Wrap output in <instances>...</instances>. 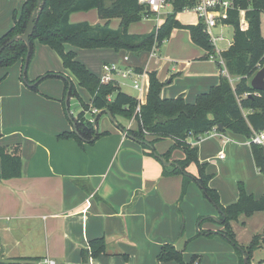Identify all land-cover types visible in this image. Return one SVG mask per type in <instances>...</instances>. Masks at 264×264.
Instances as JSON below:
<instances>
[{
	"label": "crops",
	"instance_id": "obj_1",
	"mask_svg": "<svg viewBox=\"0 0 264 264\" xmlns=\"http://www.w3.org/2000/svg\"><path fill=\"white\" fill-rule=\"evenodd\" d=\"M7 1L0 0V38L14 24ZM181 62L184 69L172 78L164 79L160 69H150L164 83L163 99L188 98L187 89L168 91L175 79H183L193 67L189 58ZM205 64L197 68V97L223 77L212 63ZM17 66L23 70L24 64ZM12 88L16 89L8 92L7 99L0 94V143L5 141L2 147L19 152L23 167L20 177L0 182V262L158 264L162 248L173 244L171 237L180 224L175 204L169 205L176 198H170L168 183L162 188L161 180L164 175H180H168L156 157L127 135L123 129H132L135 121L109 118L113 125L105 124L103 131L113 129L112 133L92 141L60 137L74 131L64 96H47L19 81ZM119 119L123 126H118ZM259 235L264 238V232ZM99 239L106 243L105 252L97 257L89 253L85 262L90 243ZM263 252L264 243L253 260L260 263Z\"/></svg>",
	"mask_w": 264,
	"mask_h": 264
},
{
	"label": "trees",
	"instance_id": "obj_2",
	"mask_svg": "<svg viewBox=\"0 0 264 264\" xmlns=\"http://www.w3.org/2000/svg\"><path fill=\"white\" fill-rule=\"evenodd\" d=\"M43 2L36 20L35 32L30 38L29 63L33 56V41L39 40L42 44L57 51L65 69L81 87L89 91L92 97L91 105L84 104L83 111L78 117L71 118L72 124L75 125L74 131L64 133L60 137L92 141L107 135L108 132L96 133L94 123L86 119V113L93 110H109L114 119L124 118L135 121L138 129L126 130L123 127V130L146 149L151 148L153 156H156L155 150L150 145L154 143H145L146 135L155 137L156 141L173 137L174 144L171 150L162 157L170 162L174 149L183 150L185 156L183 160H175V169L167 174L184 175V188L191 180H196L205 195L221 213L220 224L223 230L220 233L209 232L206 235L221 234L235 242L231 222L242 214L252 216L264 212V197L256 200L253 194L248 193L244 187H240L238 201L222 207L219 194L208 186L210 176L205 174L203 165L198 162L199 148L193 146L188 139L191 137L200 139L212 131H219V125L224 128L223 133L229 130L248 138L264 131V91H256L251 86V80L257 71L258 64L264 63V37L261 30L264 0H240L241 7L247 10L246 17L249 23L247 30L239 28V12L232 13L227 21L236 27L235 40L232 46L221 55L226 62L230 76L239 78L236 88H233L226 77H222L219 84L213 86L209 92L200 94L193 104L188 103L184 96L163 99L161 94L164 83L159 79L156 71L147 72L149 89L146 101L142 103L139 113L136 112L139 105L137 98L124 93L121 88L112 84L102 85L100 78L77 60V54L74 51L65 50V44L71 43L81 49L109 48L117 52L121 50L135 53L153 52L170 39L175 31L186 29L194 44L201 47L206 52V56H212L215 54V49L204 32V25L201 23L187 24L178 17L185 6L195 4L196 0H176L174 14L169 16L154 32L147 35H136L129 31V25L132 22L150 16L145 7L139 4V0H43ZM37 3L38 0H25L21 13L14 14L12 28L0 38V47L14 36L24 33ZM92 10L98 11L108 20L119 17L121 27L111 29L108 25H91L87 22L71 23V14ZM27 54L26 44L16 42L0 54V66L10 67L18 63L25 65ZM137 70L144 72L143 69ZM66 80L65 97L69 91L70 97L77 95L74 82L68 78ZM246 94L248 95L245 96ZM245 111H248L247 115ZM118 126L121 125L118 124ZM252 152L257 167L261 173H264V147L253 144ZM0 158L2 160L0 182L22 175L23 160L18 151L11 152L5 147H0ZM194 162H198L200 171L199 176L196 177L187 171V168ZM262 243H264L263 236L256 235L250 246L239 249L243 260L245 256L248 258L247 264L254 258L256 250ZM105 249L104 239L92 241L90 251L84 254L85 262H87L89 253L92 257H97L105 252ZM171 260L183 263L184 257L174 245L167 244L162 248L158 264ZM39 263L40 261L28 259L0 262V264Z\"/></svg>",
	"mask_w": 264,
	"mask_h": 264
},
{
	"label": "rangeland",
	"instance_id": "obj_3",
	"mask_svg": "<svg viewBox=\"0 0 264 264\" xmlns=\"http://www.w3.org/2000/svg\"><path fill=\"white\" fill-rule=\"evenodd\" d=\"M8 1L9 13L11 11L10 16L12 15L13 20L16 12L21 13L25 0ZM170 11L171 8L168 9V12ZM178 17L182 22L187 24H196L199 21L195 14L180 13ZM164 18H162V22ZM261 20V30L264 37V14ZM70 21L73 24L87 22L91 25H108L111 29H119L121 27V19L119 17L108 20L96 10L73 13L71 14ZM158 25L157 16L150 15L140 21L132 22L129 25V31L136 35H147L154 32ZM215 32L217 35H223L231 43L235 40L236 32L233 27L223 30L219 28ZM227 40L218 43L219 50H228L230 44H228ZM65 50L67 52L74 51L77 54V60L98 78L103 75L102 69L104 65L115 66L121 69L127 67L139 68L149 72L150 69H160L164 79L168 77L172 78L175 77L178 71L184 69L185 63H182L181 60L189 58L194 68L190 67L186 72L187 76L183 79H175L169 86L168 91L170 89L171 92L182 88L187 89V101L191 104L197 99L198 81L195 79L199 75L197 74V68L200 66L205 67V63H212L213 67L218 70V73L225 77V68L209 58L210 55L206 56L204 50L191 40L189 31L186 29L175 31L173 36L166 40L154 54L148 51L135 53L121 50L117 52L109 48L81 49L71 43L65 44ZM23 70L17 64L10 67L0 66V94H4L6 99L7 95L10 94L8 92L16 89L12 87L18 81L26 85L23 82ZM193 71L194 74H192ZM26 77L30 85L37 83L34 88L36 92L48 94L47 96H64L63 100L66 109V79L68 78L74 82L77 95L69 98L68 111H66L71 124V117L77 118L83 110V105H90L92 101L89 91L81 87L65 69L57 51L42 44L39 40L33 41V56L29 63ZM233 79L234 84L232 86L236 88L239 78ZM121 86L124 93L135 98H140V92L132 87V82L129 80L121 81ZM26 87L33 89L28 85ZM210 88L211 86L205 87L204 90L209 91ZM146 96L147 93L144 95L143 101L146 100ZM244 113L247 115L248 111ZM87 114L86 116L91 122L97 116V114ZM4 117L6 128H8L9 124L7 122L9 121L6 119V116ZM119 121L120 125L123 126L124 122L120 119ZM98 124L99 128L101 127L100 130H102L99 131L98 128L99 134L112 133L113 129H105L103 131L105 124L113 125L106 114L100 116ZM132 129H138V124L135 123ZM225 133L227 136L219 131H212L200 139L191 138L192 144L199 148L198 162L203 165L205 174L210 176L208 186L219 194L220 205L222 207L238 201L240 187H244L248 193H253L257 200V198H260L264 194V175L260 173L256 165L251 150V143L249 142V145L246 144L248 141V137L246 136L234 134L229 130ZM145 139V143L147 144H149L148 142L154 143L150 146L153 147L155 155L158 156L171 150L174 144L173 137L156 141L155 137L146 135ZM5 144V141L1 142L0 147L5 146ZM147 150L150 153L153 152L151 148ZM184 156L183 150L174 149L171 159L183 160ZM221 156L223 157L221 158ZM156 159L164 166L167 172H171L174 169L172 166H165L159 158L156 157ZM198 162L192 163L187 168L189 174L195 177L200 174ZM164 177L161 180V186L163 188V186L167 185L165 183H168L166 190L170 194V198H176L174 202L170 201L169 205L175 204L174 211L177 216V222L178 220L180 221V224L177 226V235L173 238L171 237L173 243L171 245H174L177 250L182 252L184 261L183 263H179L171 260L161 262V264H245V259L243 260L239 249L250 246L254 237L264 232V212L256 213L252 216L242 214L238 219L231 222V231L233 232L235 242L230 241L221 234L208 236L206 235L209 233L208 231L220 233L223 230V226L219 222L221 221L219 209L205 195L196 180H191L187 187L184 188L182 184L184 175L174 177L164 175ZM261 256L263 259L260 263L252 259L249 264H264V252Z\"/></svg>",
	"mask_w": 264,
	"mask_h": 264
},
{
	"label": "built area",
	"instance_id": "obj_4",
	"mask_svg": "<svg viewBox=\"0 0 264 264\" xmlns=\"http://www.w3.org/2000/svg\"><path fill=\"white\" fill-rule=\"evenodd\" d=\"M175 1L176 0H139V4L145 7L146 11L150 15L157 16L159 25L161 24L175 11ZM171 8V11L168 12V9ZM234 12H239V28L241 30H247L249 28V23L246 17L247 10L241 7L240 0H196V3L193 5H187L182 10L184 14H195L198 17V23L204 25V32L208 35L211 45L215 49V54L210 56L212 60L219 63L225 68L224 76L230 81L231 85L234 84L233 77L230 76L227 68L226 62L222 57L224 51L219 50L218 43L220 41L227 40L223 35H217L215 32L216 29H225L233 27L236 31V27L227 21L230 19L231 14ZM163 19L162 22V18ZM162 22V23H161ZM230 44L229 48L232 46ZM228 48V49H229ZM154 50L152 53L156 52ZM264 67V63L258 64L257 71L254 76ZM103 75L100 77V82L102 85L112 84L116 87L122 88L121 81H130L132 82V87L140 92V98H137L139 105L137 107V113L141 110V105L144 102L143 97L148 92V75L146 72H139L137 69L127 67L124 69L104 65L103 66ZM253 76V77H254ZM248 94H246L247 96ZM99 111L93 110L92 114L95 115ZM251 145L264 146V131L260 133H255L249 138ZM223 156H221L222 158ZM39 264H57L56 261L51 259H45Z\"/></svg>",
	"mask_w": 264,
	"mask_h": 264
},
{
	"label": "water",
	"instance_id": "obj_5",
	"mask_svg": "<svg viewBox=\"0 0 264 264\" xmlns=\"http://www.w3.org/2000/svg\"><path fill=\"white\" fill-rule=\"evenodd\" d=\"M43 0H38L37 3V7L34 10L33 15L31 16L29 23L26 27V30L24 31V33H22L21 35H16L14 36L12 39H10L7 43H5L3 46L0 47V54L9 46H11L12 44L16 43V42H24L28 48V54L26 57V62L24 65V70H23V81L26 85L30 86V87H35L37 85V83H34L32 85L29 84L28 79H27V71H28V66H29V58H30V54H31V41L30 38L31 36L34 34L35 29H36V20L38 18L39 15V11L43 5ZM251 86L253 89H255L256 91H264V67L255 75V77L251 80ZM71 87V85H70ZM70 92V91H69ZM69 92L66 96V103H68L69 101ZM106 114L113 122H116V119L113 118L112 113L109 110H105V111H99L97 113V116L95 118V120L92 122L94 123V128L96 130V133H98L97 128H96V121L98 120V118L103 115ZM75 127V125L73 124V128ZM218 129L221 133H223L224 128L222 127V125L218 126ZM225 136H227V134H224ZM156 157H158L164 164L165 166H173L174 163L171 162H167L165 160L164 157L162 156H158L156 155ZM176 165V164H175ZM220 220V219H219ZM221 222V221H219ZM248 263V258L245 256V264Z\"/></svg>",
	"mask_w": 264,
	"mask_h": 264
}]
</instances>
